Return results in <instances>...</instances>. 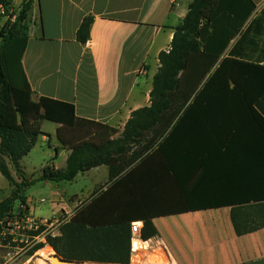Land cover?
I'll return each mask as SVG.
<instances>
[{"label":"crops","instance_id":"1","mask_svg":"<svg viewBox=\"0 0 264 264\" xmlns=\"http://www.w3.org/2000/svg\"><path fill=\"white\" fill-rule=\"evenodd\" d=\"M26 1L12 0L11 6L20 10ZM31 1L22 65L33 100L73 105L89 130L87 140L119 139L132 113L150 105L159 54L170 49L193 0ZM251 1L256 9L243 31L253 21L259 23L252 43L243 45V57L264 66V0ZM88 16L94 22L83 45L77 32ZM182 122L174 167L148 158L111 179L109 168L99 166L67 182L69 189L57 185L51 191L50 216H37L32 207L39 200L25 193L29 212L44 219L63 211L96 220L104 214L132 222L148 219L156 229L148 239L163 244L161 255L170 263L264 264V228L252 230L264 221V211L248 202L252 194L264 196V144L231 137L227 148L242 152L230 159L211 121L200 126ZM225 125L233 135L234 120ZM60 127L43 122L37 143L54 151L45 153L48 164L63 170L72 150L59 141ZM254 148H260L261 156H255Z\"/></svg>","mask_w":264,"mask_h":264},{"label":"trees","instance_id":"2","mask_svg":"<svg viewBox=\"0 0 264 264\" xmlns=\"http://www.w3.org/2000/svg\"><path fill=\"white\" fill-rule=\"evenodd\" d=\"M11 1L0 0V4L9 7ZM255 9L251 0H193L175 28L170 49L159 54L150 105L132 113L119 139L97 142L87 140L89 130L76 117L73 105L48 98L33 100L22 65L32 1L24 2L17 20L5 23L0 31V173L11 187L10 195L0 201V221L18 202L26 204L25 192L36 182L25 176L21 161L43 135L45 121L61 126L58 139L72 151L65 169L46 165L40 182H71L79 173L99 166H107L112 179L148 158L158 159L160 165L164 160L172 168L186 119L198 126L211 121L230 159L233 153L242 152L227 148L231 137L239 143L264 144V66L243 57V45L252 43V31L259 23L255 20L243 31ZM93 22L92 16L83 20L77 32L79 43L88 42ZM232 119L235 133L229 135L225 124ZM257 149L255 156H261ZM248 202L263 213L264 196L252 194ZM143 221V238L148 239L156 229L152 221ZM131 223L109 214L98 220L76 214L47 243L65 261L129 264ZM259 228H264V221L252 230ZM40 248L42 244L33 251Z\"/></svg>","mask_w":264,"mask_h":264},{"label":"rangeland","instance_id":"3","mask_svg":"<svg viewBox=\"0 0 264 264\" xmlns=\"http://www.w3.org/2000/svg\"><path fill=\"white\" fill-rule=\"evenodd\" d=\"M6 7V15L3 16L0 13V31L5 23L13 24L11 21L12 17L15 16L17 20V16L19 14L18 9H15L11 6ZM1 41V38H0ZM37 147L31 151L30 156L24 159L23 165L25 166V176L27 178H31L33 181H36L30 188L26 190L25 193L28 195L33 194V198L38 201L41 199H45V204H36L33 205L32 210H35V214L37 216H50L49 206H50V193L51 191L56 190V186L59 185L61 188H70V184L67 182H40L38 179L41 177L42 171L41 168L46 166L50 159L45 154L47 151L54 153L53 150L48 148L47 144H44L39 140L37 143ZM23 169V168H22ZM11 193V187L8 181L2 176L0 173V201L8 197ZM35 201V202H36ZM65 211L60 212L58 215L64 216ZM75 215V212H69V216L72 219ZM52 217V216H51ZM16 238L18 241L13 242V238ZM14 237H9L4 241L3 247L0 248V264H53L51 257L56 255V252L53 248L47 243L42 244V248L39 250H34L35 240L33 237L28 238V242L24 243L20 242L19 239L21 238L19 234L16 232ZM45 249H51V257L50 259H45L41 256V252ZM160 259V258H159ZM155 262V263H153ZM149 263L151 264H162L168 262L165 259V256L161 257L160 260L156 259L155 257H151ZM170 264V263H169ZM175 264V263H172Z\"/></svg>","mask_w":264,"mask_h":264},{"label":"built area","instance_id":"4","mask_svg":"<svg viewBox=\"0 0 264 264\" xmlns=\"http://www.w3.org/2000/svg\"><path fill=\"white\" fill-rule=\"evenodd\" d=\"M6 12V7L0 4V13L5 16ZM11 21L14 23L16 17L13 16ZM38 203L40 205L45 204L46 200L41 199ZM70 220L71 218L67 212L64 213V216L56 214L47 219L35 217L29 212L26 204L23 205L18 202L17 207L13 209L12 213L0 221V248L3 247L4 241L9 237H14L16 232L21 237L19 239L21 243H24V239L25 242H28V238L33 237V240H35L33 248L40 244H45L49 237H58L61 227ZM143 228L144 222L131 223V254L129 264H151L149 263L151 257H155L158 260L162 257L163 244L159 242L154 245L151 240L143 238ZM17 241L14 237L13 242ZM165 259L169 264L170 260L168 258Z\"/></svg>","mask_w":264,"mask_h":264},{"label":"water","instance_id":"5","mask_svg":"<svg viewBox=\"0 0 264 264\" xmlns=\"http://www.w3.org/2000/svg\"><path fill=\"white\" fill-rule=\"evenodd\" d=\"M51 260H52L53 264H82L80 262L65 261V260L61 259L60 257H58L57 255L52 256ZM91 264H95V263H91Z\"/></svg>","mask_w":264,"mask_h":264},{"label":"bare ground","instance_id":"6","mask_svg":"<svg viewBox=\"0 0 264 264\" xmlns=\"http://www.w3.org/2000/svg\"><path fill=\"white\" fill-rule=\"evenodd\" d=\"M51 249H45L41 252V256L45 259H50L51 255ZM41 264V263H40Z\"/></svg>","mask_w":264,"mask_h":264}]
</instances>
